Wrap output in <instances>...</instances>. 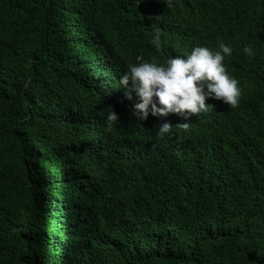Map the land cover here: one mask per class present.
I'll return each instance as SVG.
<instances>
[{
    "label": "trees",
    "instance_id": "trees-1",
    "mask_svg": "<svg viewBox=\"0 0 264 264\" xmlns=\"http://www.w3.org/2000/svg\"><path fill=\"white\" fill-rule=\"evenodd\" d=\"M220 42L239 107L137 119L131 63ZM0 264H264V0H0Z\"/></svg>",
    "mask_w": 264,
    "mask_h": 264
},
{
    "label": "clouds",
    "instance_id": "clouds-1",
    "mask_svg": "<svg viewBox=\"0 0 264 264\" xmlns=\"http://www.w3.org/2000/svg\"><path fill=\"white\" fill-rule=\"evenodd\" d=\"M160 41L157 33L153 37L157 48L161 46ZM176 47H181L179 42ZM233 51L230 43L220 42L215 48L196 45L184 54L170 57L166 63H158L155 59L139 60L131 63L119 77L120 88L126 90L129 98L132 93L138 97L135 115L140 121H146L150 114L161 118L177 114L183 118L184 122L175 126L165 120L158 126V136L172 135L174 127L188 133L193 114L199 116L213 109L206 102L208 98L222 100L231 109L239 107L242 86L224 63ZM243 53L252 58L257 54L251 44L243 47ZM104 119L109 129L113 123H119L117 112L111 108Z\"/></svg>",
    "mask_w": 264,
    "mask_h": 264
}]
</instances>
